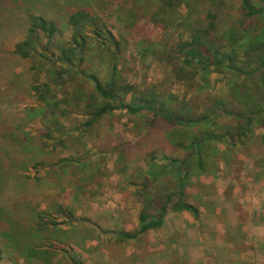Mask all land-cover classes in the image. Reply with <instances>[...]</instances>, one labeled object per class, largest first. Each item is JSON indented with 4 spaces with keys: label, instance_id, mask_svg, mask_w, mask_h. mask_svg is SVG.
Segmentation results:
<instances>
[{
    "label": "rangeland",
    "instance_id": "1",
    "mask_svg": "<svg viewBox=\"0 0 264 264\" xmlns=\"http://www.w3.org/2000/svg\"><path fill=\"white\" fill-rule=\"evenodd\" d=\"M251 1L257 3L259 0ZM0 6L5 9L0 10V139L17 146L14 139L5 134V131L17 127L15 139L28 144L29 149H14L11 153H6L9 152L6 149L3 156L4 169H0V172L11 170L12 166V170L25 176L40 178L48 174V180H43L47 185L42 182L37 184L41 188L39 192L42 190L36 196V199L42 201L38 202V208L51 205L55 200L68 214L66 218L50 209L52 214L55 212L53 217H56V227L65 230L62 224L70 222L72 226L85 225L93 234L88 247L68 244L69 255L59 253L53 264H56L57 259L58 262L64 261V257L68 258L65 260L67 264H187L190 252L186 247L190 246V241L188 233L180 228V223L185 219L179 216L175 219L173 212L168 213L160 229L147 233L143 239L119 242L117 237H112L121 233L127 225L133 227L131 223L135 222L140 208L138 196L133 193L128 182L124 181L118 166H115L116 159L122 154L131 153L127 161H134L138 167L127 180H140L144 175L137 172L139 169L142 172L148 170L147 164L151 157L155 159L156 166H161L165 164V158L175 154L165 137L176 127L160 119L153 120L146 113L133 116L116 110L89 133L80 134L77 127L86 122V117L82 111H71L72 98L78 90L76 85L68 86L56 91L58 100L67 98L71 105L64 107L68 112L66 116H58L60 127L57 128L56 135L52 136L53 140L47 142L45 150L53 157L51 163L57 162V166L55 169L49 164L43 168L36 167L34 164L37 160H42L41 155L37 156L40 154L38 144L41 143L39 131L45 127L51 128L53 123L49 121V113L45 117L31 118L40 108L29 87L32 84L30 80L36 75H31L28 71L30 60L10 57L8 53L25 38L28 15L44 16L56 22L62 33L57 36V41L65 44L70 38L66 25L68 14L74 9L86 8L99 27H106L113 32L119 45L117 50L111 45V49L116 51L114 57H111L106 47L94 41V38L90 39L87 60L78 69L89 70L104 82L109 79L110 70L115 66L118 78L127 85L143 92L153 90L155 96L167 104L176 103L184 111L190 110L183 117H189V114L195 117L196 111L211 108L213 98L228 96V80L231 76L212 73L204 80L202 74L197 72L194 80L180 81L181 59H177L172 51L173 46L179 39L188 37V30L194 22L197 26L206 28L207 13L217 17L215 32L208 36L217 43V37L222 31L241 20L240 3L237 0H181L176 3L174 10L167 11L155 22L151 15L162 6L159 0H0ZM192 6H196V14L192 12ZM92 28L94 29V25L89 30ZM44 43L45 39L42 38L40 44ZM54 50L56 49L48 53H54ZM245 80L246 78L241 77L236 81L245 84ZM84 91L87 94L93 92L87 83ZM126 101H129V96H126ZM169 107H172L171 104ZM260 133V129L255 128L241 146L236 142L212 143L211 151L206 153L211 167L198 177H192L187 184L186 200L198 210V217L194 218L189 213L186 219L191 222L193 233L202 238V243L207 239L209 245L202 252L208 259V264H233L228 261L230 256L252 249L239 246L240 238L235 239L233 231L226 230L225 235H221L224 234L222 231H217V235L215 231L207 229L202 215L208 216L204 209H210L215 218L213 210L226 206L227 209L236 211L239 208L238 211L242 214L245 212V215L239 212V218H246L247 211L244 207L248 203L247 206L240 205L241 197L254 191L256 185L257 188L264 187L261 183V180L264 182V146L257 139ZM57 138L62 139L61 145H56L54 140ZM181 139V136L173 137L170 141L180 143ZM210 152L214 154L210 156ZM176 154L179 159L185 155L179 151ZM209 159H206L207 162ZM3 173L7 176L4 188H8L12 181L9 174L2 171L1 174ZM169 178L170 175L161 179L168 184ZM153 186L158 187L157 184ZM236 188L239 191L233 192ZM36 189L34 186L30 191L32 196ZM236 193L239 199L233 200ZM9 210L11 211V207ZM11 213L20 217L15 208ZM25 218L27 217H20L18 225L25 231L34 232L31 228L33 223ZM176 229L180 233H176ZM66 236L69 234L61 235V238ZM174 237L177 238L176 241L172 240ZM193 241L196 243L198 240ZM227 242L237 245L233 244L228 252L224 247ZM258 249L264 257V247ZM0 264L13 263L4 254H0ZM17 264L24 262L17 261Z\"/></svg>",
    "mask_w": 264,
    "mask_h": 264
},
{
    "label": "trees",
    "instance_id": "2",
    "mask_svg": "<svg viewBox=\"0 0 264 264\" xmlns=\"http://www.w3.org/2000/svg\"><path fill=\"white\" fill-rule=\"evenodd\" d=\"M159 1L162 6L151 15L154 22L167 11L174 10L176 3L181 0ZM237 1L242 12L241 20L222 31L217 37V43L208 38L209 34L215 32L217 17L215 14L207 13L206 28H201L194 22L188 30V37L179 39L173 46L172 51L177 59H181L180 81L194 80L197 72L202 74L204 80L212 73L231 76L228 80V96L213 98L211 108L196 111L195 117L191 114L189 117H183L182 115L188 114L190 110L184 111L182 106L176 103L167 104L155 96L153 90L143 92L127 85L118 78L115 66L110 70L109 79L104 82L89 70H79L78 68L87 60L90 39L94 38V41L106 47L111 57H114L116 52L111 49V45L116 50L119 45L113 32L106 27H99L86 8L74 9L68 14L66 25L70 31V38L64 42L65 44L57 41V36L62 33L56 22L44 16L28 15L25 38L15 44L8 53L10 57L30 60L31 66L28 71L31 75H36L30 80L32 84L29 87L40 108L33 109L38 113H34L31 118L45 117L49 113L51 115L49 121L53 123L51 128L45 127L39 131L41 143L38 144L40 154L37 156L41 155L42 160H37L34 164L36 167L43 168L49 164L55 169L57 166V162L51 163L53 157L45 150L47 142L53 140L52 136L56 135L57 128L60 127L57 122L58 116H66L68 112L64 107L71 105L67 98L58 100L56 91L68 86L76 85L78 90V95L72 98L71 111H82L86 117V122L77 127L80 134L89 133L95 126H99L107 115L116 110L133 116L146 113L153 120L160 119L176 127L165 138L173 147L175 154L178 151L180 154L185 153L182 159L170 154L165 158V164L156 166L155 159L151 157L147 164L148 170L142 172L139 169L137 172L144 175L140 180L137 178L127 180L138 167L134 161H127L131 153L122 154L116 159L115 166H118L119 173L125 178L124 181L133 188V193L138 196L141 205L135 229L133 232L118 233L116 237L119 242L140 240L147 233L160 229L169 212L195 214L194 208L186 200L187 184L191 182L192 177H198L211 167L209 155L206 157V153L211 151L212 143L236 142L241 146L243 140H247L254 129L259 128L261 133L257 139L259 144L264 146V0L257 3L251 0ZM192 9L196 14V6H192ZM0 10L5 9L0 6ZM192 12L189 10V13ZM92 25L94 29L89 30ZM42 38L45 39L43 45L40 44ZM52 49H56L55 52L48 53ZM33 63H36L35 66ZM241 77L246 78L245 84L236 81ZM86 83L93 90L90 94L84 91ZM126 96H129V101H126ZM170 104L172 107H169ZM56 111L59 112L55 113ZM16 128L5 131V134H9L17 146L2 142L0 139V169H4L3 156L6 149L9 151L6 153H11L14 149L29 150L28 144L15 139ZM180 136L182 137L180 143L170 141L173 137ZM54 141L56 145L62 144L61 138ZM209 154L212 156L214 153ZM206 159H209V162ZM12 168L11 166V170H2L10 175L12 181L8 188H4L7 176L0 172V254L8 257L13 264H17V261L24 264H53L59 253L69 255L68 244L80 246L85 241L92 240L93 234L85 225L72 226L68 222L62 224L65 230L56 227V217H53L55 212L52 214V211L66 218L68 214L55 200L51 205L38 208V202L42 201L36 199V196L42 193V190L39 192L41 188L37 184L42 182L43 185H47L43 180H48V174L40 178L31 177L18 174ZM168 175L170 178L167 184L161 178ZM153 184H157L158 187ZM34 186L37 189L32 196L30 191ZM10 207L11 211L15 208L18 216L27 217L33 223L31 228L35 231L23 230L18 225L20 217L12 214ZM60 234L69 236L62 239ZM62 259L64 261L58 262L57 259L55 263L67 264L65 260L68 258ZM71 260L74 262V259Z\"/></svg>",
    "mask_w": 264,
    "mask_h": 264
},
{
    "label": "crops",
    "instance_id": "3",
    "mask_svg": "<svg viewBox=\"0 0 264 264\" xmlns=\"http://www.w3.org/2000/svg\"><path fill=\"white\" fill-rule=\"evenodd\" d=\"M261 181H262L261 183L264 185L263 180ZM256 186L254 188V191L250 192L249 194H246V196L243 195L240 200L241 201L240 205L243 204L247 206L246 203H248L249 207L248 206L244 207V209L247 211L245 216L246 218H239L238 213L240 212V214H242L241 211H238L239 208L236 211V209H231V208L227 209L226 206H223L220 209L219 207H217L216 210H213L216 215L215 218L213 217L214 215L212 216L210 209H206V210L204 209V212L209 214L206 217L204 216V214L202 215V219H204L205 226L207 229H211L213 232L215 231L217 235H218L217 231H222V233H224L226 230L233 231L235 232L234 234V236H236L235 239L240 238L241 244L239 243V246L252 248L249 249L250 251H240L235 255H232V257L230 256L228 260L229 263L233 262V264H264V257L261 251L258 249V247H264V187L257 188ZM238 191H239L238 188H236V191L235 189L233 190V192H238ZM236 198L239 199L238 193L234 194L232 199L235 200ZM140 210H141V205L136 213V218ZM194 210H195V214L192 213V215L194 218H197L198 210L196 208H194ZM189 213L191 212L174 213V216L176 217L175 219H177L178 216L181 217V219L182 218L185 219L184 222L180 223L181 226L180 228L182 229V231L184 230V232L186 231V233H188L187 235L189 238L188 241H190V246L187 245L186 247V250L190 252V260L188 261L186 260V262L187 264H191L193 262L195 264H208V259L203 255L202 251L206 250V247L209 244L207 242V239H205L206 241L203 240L204 243H202L201 242L202 238H199L197 234L193 233L192 230L193 226L191 225V222L186 219ZM242 215H245V212ZM174 221L179 225V222L177 220ZM135 225H136V219L134 223L133 222L131 223V226H133L132 228L129 225H127V228H123L121 231L124 233L129 231L133 232V230L135 229ZM176 231H177L176 233H180L178 229H176ZM221 235H225V233ZM112 237H116V236H112ZM172 240L176 241L177 238L174 237ZM193 240H198V241L194 243L195 241ZM90 241L91 240L85 241L80 246L88 247L90 245ZM233 244L227 242V244L224 245V247H226V251L228 252L231 251L229 248H231ZM226 257L227 256L225 255V259ZM181 259L182 258H180L179 261H181Z\"/></svg>",
    "mask_w": 264,
    "mask_h": 264
}]
</instances>
